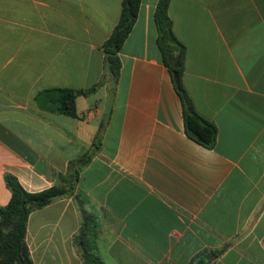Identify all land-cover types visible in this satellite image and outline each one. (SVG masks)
I'll return each instance as SVG.
<instances>
[{"label":"crops","instance_id":"0c3cea01","mask_svg":"<svg viewBox=\"0 0 264 264\" xmlns=\"http://www.w3.org/2000/svg\"><path fill=\"white\" fill-rule=\"evenodd\" d=\"M158 1L141 0L114 83L103 46L123 0H0V207L7 174L28 192L50 188L101 130L77 190L105 264H264V0H171L184 86L218 128L212 149L185 131L158 45ZM96 85L77 98L76 118L44 93ZM80 224L73 197L32 213L34 264H83Z\"/></svg>","mask_w":264,"mask_h":264},{"label":"trees","instance_id":"16d2710c","mask_svg":"<svg viewBox=\"0 0 264 264\" xmlns=\"http://www.w3.org/2000/svg\"><path fill=\"white\" fill-rule=\"evenodd\" d=\"M171 0H159L154 14L158 30V45L163 62L169 68L174 88L183 104L184 125L187 135L199 144L212 149L218 138L217 126L201 116L191 101L184 86V65L186 47L176 36L170 16ZM141 0H123L120 19L110 38L104 43L105 66L114 83L118 81L121 61L118 56L123 44L131 33L138 18ZM98 85L89 90L57 89L46 90L51 95L52 109L70 117H78L76 100L84 94L96 91ZM102 129V124L101 128ZM101 131V130H100ZM100 131L93 142V150L69 162L65 174L56 173L57 184L39 192H28L18 179L10 174L5 176L11 191L10 201L0 207V264H34L26 241L28 221L32 213L41 210L59 198L73 197L81 215V224L74 236L83 264H105L94 248L98 233L97 219L86 207V200L78 192L77 184L82 170L89 164L99 149ZM220 252H212L216 257ZM196 264H208L201 258Z\"/></svg>","mask_w":264,"mask_h":264}]
</instances>
